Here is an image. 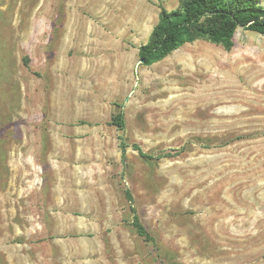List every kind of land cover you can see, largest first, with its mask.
Here are the masks:
<instances>
[{
	"label": "rangeland",
	"instance_id": "rangeland-1",
	"mask_svg": "<svg viewBox=\"0 0 264 264\" xmlns=\"http://www.w3.org/2000/svg\"><path fill=\"white\" fill-rule=\"evenodd\" d=\"M180 3L0 0V264H264V34L143 65Z\"/></svg>",
	"mask_w": 264,
	"mask_h": 264
},
{
	"label": "trees",
	"instance_id": "trees-1",
	"mask_svg": "<svg viewBox=\"0 0 264 264\" xmlns=\"http://www.w3.org/2000/svg\"><path fill=\"white\" fill-rule=\"evenodd\" d=\"M239 29L264 34V4L261 0H181L176 9L161 7L159 21L154 26L149 40L139 47V57L143 60V65L150 66L184 44L197 40H207L230 50L235 46V35ZM110 123L120 130H125V111L121 109L115 112ZM130 145L146 160L157 161L174 155L146 152L139 144H129L124 136H121L123 163L127 162V149ZM126 194L133 212V225L138 234L155 243V237L141 221L131 191L127 189Z\"/></svg>",
	"mask_w": 264,
	"mask_h": 264
},
{
	"label": "water",
	"instance_id": "water-1",
	"mask_svg": "<svg viewBox=\"0 0 264 264\" xmlns=\"http://www.w3.org/2000/svg\"><path fill=\"white\" fill-rule=\"evenodd\" d=\"M143 62V60H140V63H142Z\"/></svg>",
	"mask_w": 264,
	"mask_h": 264
}]
</instances>
